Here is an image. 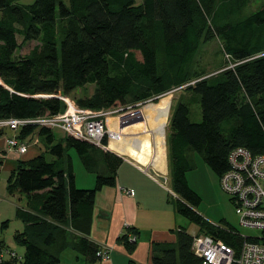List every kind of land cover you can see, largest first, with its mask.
Segmentation results:
<instances>
[{
    "label": "trees",
    "instance_id": "obj_1",
    "mask_svg": "<svg viewBox=\"0 0 264 264\" xmlns=\"http://www.w3.org/2000/svg\"><path fill=\"white\" fill-rule=\"evenodd\" d=\"M258 1V9L248 11ZM21 2L0 0V120L60 114L66 110L64 97L88 85L95 87L93 94L74 100L91 110L126 109L183 90L172 106L167 130L172 191L177 196L174 210L198 227V235L238 247V236L221 231L196 211L202 200L187 174L195 168V155L220 180L229 169L233 150L242 147L264 155V0ZM18 37L22 44L39 45L18 56L22 46ZM216 38L234 66L210 75L196 71L201 46ZM195 107L201 111L199 122L191 119ZM6 131L0 129V138ZM35 133L45 151L17 161L8 182L10 194L31 199L29 210L16 212L24 223V230L14 235V241L26 249L23 262L61 264L62 253L72 249L86 264H96L100 248L89 236L97 195L106 187H116L123 159L72 136L57 139L48 128L25 127L19 137ZM70 148L76 149L86 171L96 176L93 189L77 188L72 159L67 156ZM34 198L41 202L34 205ZM176 239L173 246L155 243L152 263L200 264L193 252V236L181 228ZM118 242L129 255L136 250V241L128 235ZM5 248L0 240V253ZM18 262V258L0 260V264Z\"/></svg>",
    "mask_w": 264,
    "mask_h": 264
},
{
    "label": "crops",
    "instance_id": "obj_2",
    "mask_svg": "<svg viewBox=\"0 0 264 264\" xmlns=\"http://www.w3.org/2000/svg\"><path fill=\"white\" fill-rule=\"evenodd\" d=\"M169 94L171 95V93H168L160 97L157 102L149 101L133 106L131 116L122 117V115H115L106 119L107 129L116 132L117 139L107 140V145L104 149L120 156L123 159V164L118 170L116 187H106L97 195L94 221L89 238L100 249L104 246L110 248V254L108 259H98L96 264H129L130 260L134 264H153L152 258L155 243H159L162 246L175 245L177 232L184 228L181 224V216L176 213L173 201L168 200L167 196L168 193L177 198L172 191L168 162L167 131L164 132L163 136L166 157L163 166L156 165L154 158L142 163L130 154L131 146L135 141L148 140L152 148H154L156 141L160 140L155 127L157 117L154 108L162 100L167 99L169 101V113L166 118L165 128L168 127L173 106L172 98L167 97ZM38 147L32 146L30 149L39 150ZM5 152L7 151L4 149L0 150V163L4 164L5 161V165L9 166L12 171L16 168L17 162L6 159ZM40 152L30 159L38 156ZM27 155H29V152L22 155L20 160H30L25 158ZM151 169L167 178L168 182L159 181L151 174ZM167 184L171 185V189ZM123 189L133 190L134 196H127L124 194ZM26 200L27 206L25 210H29V201L31 199L28 200L26 197ZM32 201L34 205H38L41 202V200L35 198ZM19 221L22 223L23 231L24 223L21 220ZM135 231H138L139 234L137 235ZM125 235H128L130 240L136 241L137 247L132 255H129L124 246L118 242L119 238ZM4 242L7 248L2 250L0 258L2 260L18 258L21 260V264H24L25 247L21 246L24 250L21 257L18 256L10 244L6 241ZM76 259H79V257L77 256ZM81 260L86 264L84 257Z\"/></svg>",
    "mask_w": 264,
    "mask_h": 264
},
{
    "label": "built area",
    "instance_id": "obj_3",
    "mask_svg": "<svg viewBox=\"0 0 264 264\" xmlns=\"http://www.w3.org/2000/svg\"><path fill=\"white\" fill-rule=\"evenodd\" d=\"M132 109L130 106L126 109L91 110L80 108L72 101L64 112L57 115L0 120V129L14 133L7 145L9 150L20 156L29 152L33 136L28 135L23 139L19 137L20 132L32 126L52 130L57 128L67 136L105 148V138L117 139V133L107 129L106 119L115 115L131 116ZM34 141L33 145L40 143L37 139ZM228 163L229 169L221 177V186L230 196L241 226L254 230L255 234L243 236L215 224L221 231L238 236L239 246L233 247L220 238L196 233L192 235L193 252L201 260L200 264H264V155H253L246 148L239 147L229 154ZM123 192L129 197L134 196L133 190L123 189ZM109 254L110 248L104 246L97 257L106 260Z\"/></svg>",
    "mask_w": 264,
    "mask_h": 264
},
{
    "label": "rangeland",
    "instance_id": "obj_4",
    "mask_svg": "<svg viewBox=\"0 0 264 264\" xmlns=\"http://www.w3.org/2000/svg\"><path fill=\"white\" fill-rule=\"evenodd\" d=\"M142 1L143 0H136L138 4L142 3ZM33 2L34 0H22L21 3L30 5ZM259 4H261L260 1L253 3L249 7L248 11H255L258 9ZM18 42L22 44V38L18 37ZM37 45H39L38 42L22 44L21 48L17 52V55L25 56L29 54ZM223 48V42L219 38H216L208 44L202 45L195 61L196 71L206 72L210 75L225 66L233 67L234 65L232 64L231 59L225 54ZM94 88L95 87L93 85H88L85 89L79 90L78 93H75L70 97H64L66 106H68L72 101L75 102V97L78 98L91 95L94 92ZM170 93L171 95L169 94L167 97L172 98V103L174 105L179 96L183 94V90H175ZM40 97L47 98V96ZM194 110H196V112L191 119L196 122L201 121L202 116L200 108L195 107ZM167 130L168 127L165 128V131ZM54 133L57 139L62 137L64 138L66 136L62 130L57 128L54 129ZM13 134V132L7 130L0 138V150L4 149L7 151L4 153L6 159L12 162H17L22 159V157L9 150L7 145L8 139L11 138ZM31 138L30 143L32 146H39V150L35 148L29 149V155L25 157L26 159L32 158L40 151V153L45 151V144L43 142L41 143L37 133L33 134ZM35 139L40 142L39 145L38 143L33 145ZM67 156L72 159L77 188L83 190L93 189L95 187L96 176L86 171L76 149H68ZM46 159L48 161L53 159L50 153L46 154ZM194 159L195 168L187 174V178L191 188L200 196L202 200L201 205L196 209V211L212 224L231 227L243 236L254 235V230H249L241 226L239 217L235 211V206L231 201L230 196L224 192L220 184V179L211 171L200 156L195 155ZM5 163V161L4 164L0 163V239L10 244L18 256L22 257L24 252L23 248L14 242V235L19 231L21 232L23 229L22 223L16 216V212L18 208L26 209L27 200L25 195L10 194L8 191L11 168L5 165ZM167 186L171 189L170 184H167ZM167 196L168 200L170 199L173 202L176 200L172 194L169 195L167 193ZM180 219L182 222L181 224L186 229L187 233L195 235L198 232V227L195 224H192L188 219L182 216ZM6 221L8 222V225L7 227H3V223ZM77 256L79 259H76ZM81 258L83 257L74 252L72 249H67L61 256V264H85ZM18 264H21L20 259Z\"/></svg>",
    "mask_w": 264,
    "mask_h": 264
},
{
    "label": "bare ground",
    "instance_id": "obj_5",
    "mask_svg": "<svg viewBox=\"0 0 264 264\" xmlns=\"http://www.w3.org/2000/svg\"><path fill=\"white\" fill-rule=\"evenodd\" d=\"M156 112L157 121L155 127L160 140L156 141L155 147L152 148L148 140L135 141L131 146L130 154L139 162L145 163L147 160H155L156 165L163 166L165 163V148H164V132L166 118L169 113V101L167 99L154 108Z\"/></svg>",
    "mask_w": 264,
    "mask_h": 264
},
{
    "label": "water",
    "instance_id": "obj_6",
    "mask_svg": "<svg viewBox=\"0 0 264 264\" xmlns=\"http://www.w3.org/2000/svg\"><path fill=\"white\" fill-rule=\"evenodd\" d=\"M151 174H153L161 182H164V183L168 182L167 178L157 174L153 169H151Z\"/></svg>",
    "mask_w": 264,
    "mask_h": 264
}]
</instances>
